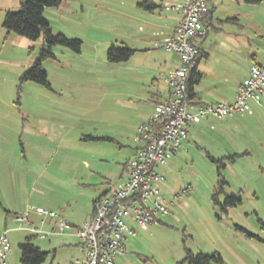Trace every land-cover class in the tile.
<instances>
[{"label": "rangeland", "instance_id": "374dc122", "mask_svg": "<svg viewBox=\"0 0 264 264\" xmlns=\"http://www.w3.org/2000/svg\"><path fill=\"white\" fill-rule=\"evenodd\" d=\"M143 1L61 0L46 8L52 34L80 40L77 52L6 31L4 15L18 11L20 0H0V235L9 242L8 264H20L18 245L34 235L20 230L28 211L25 227L40 231L32 242L48 252L42 264L82 259L76 228L62 232L36 209L80 228L93 200L125 174L137 127L166 92L164 77L180 66L178 55L159 47L173 25L166 17L176 12H150ZM213 3L207 36L195 41L207 54L197 64L198 105L232 101L252 65L264 63V1ZM112 44L136 52L111 63ZM42 50L53 54L41 63L48 86L21 80ZM252 112L190 124L159 169L169 215L144 230L125 218L134 232H125L115 264H179L187 251L219 255L222 264H264V104ZM215 188L223 189L219 205ZM226 197L237 206L222 209Z\"/></svg>", "mask_w": 264, "mask_h": 264}, {"label": "built area", "instance_id": "2783aa9c", "mask_svg": "<svg viewBox=\"0 0 264 264\" xmlns=\"http://www.w3.org/2000/svg\"><path fill=\"white\" fill-rule=\"evenodd\" d=\"M167 9L180 16L173 34L159 43V47L175 53L180 60V66L164 77L171 88V96L156 105L153 115L137 127L134 139L137 147L133 158L125 165L122 181L95 200L91 218L75 229L74 236L81 241L82 252V259L76 260L77 264H115L116 257L125 249V232H134L125 218L130 217L139 229L144 230L169 215V204L159 188L164 182L159 169L180 148L190 124L211 116L251 115L252 105L264 104V63L252 65L230 103L198 105L189 100L187 78L190 69L197 67L199 48L195 41L204 34L203 19L209 12V0H182ZM36 213L56 219L55 224L62 232L70 228L56 212L37 208ZM28 214L29 211L21 218L24 224L21 230L38 235L37 228L25 227ZM48 235L52 233L45 237ZM9 251L6 234H1L0 264H7Z\"/></svg>", "mask_w": 264, "mask_h": 264}, {"label": "trees", "instance_id": "16d2710c", "mask_svg": "<svg viewBox=\"0 0 264 264\" xmlns=\"http://www.w3.org/2000/svg\"><path fill=\"white\" fill-rule=\"evenodd\" d=\"M262 1L264 0H243V2L247 4H258ZM60 3L61 0H20V8L18 11L5 13L2 26L6 29V31L12 32L31 41H36L42 37L49 50L50 48L59 45L72 48L74 51L79 52L81 41L68 39L63 35L52 34L50 24L44 17V10L46 8L59 7ZM142 4L143 7L149 11L158 7L149 1H143ZM209 14L210 12H208L203 19V28L205 29L207 27L205 19L209 16ZM135 52L136 51L133 49L120 48L112 44L108 48L107 59L111 63L122 62L129 59V57H131ZM202 57L206 58L207 54H204L202 50L199 49L197 63H199ZM47 58H53V54L51 51L42 50L40 57L36 59L33 66L29 70L21 75L20 79L48 86L46 74L43 72L41 67L42 61ZM201 79L202 76L197 73V67L190 69L187 78V93L189 100L197 98L195 86L200 83ZM222 191V188H215L213 190L212 199L216 205H219L217 196ZM235 201L236 199L234 197H226L225 203L221 208L225 210V205L235 207L237 206ZM35 237H37V234L28 236L25 238L24 242L18 245L20 250V264H42L45 261L48 252L42 251L32 242ZM179 264H222V259L219 255H195L190 251H187L185 258Z\"/></svg>", "mask_w": 264, "mask_h": 264}, {"label": "crops", "instance_id": "0c3cea01", "mask_svg": "<svg viewBox=\"0 0 264 264\" xmlns=\"http://www.w3.org/2000/svg\"><path fill=\"white\" fill-rule=\"evenodd\" d=\"M146 1H148V0H146ZM180 1H182V0H149V2H152L153 4H155V5H157L158 7L156 8V9H154V10H152L153 12L155 11V10H161V9H163L164 8V6L166 7V6H172V5H174V4H176V3H178V2H180ZM155 2V3H154ZM156 2H161L160 4H158V3H156ZM163 4V5H162ZM215 6H216V3H213V0H209V12H210V14H209V16L208 17H206V19H205V22H206V26H208L209 25V23H210V21H211V19H212V13H213V10L215 9ZM166 9H167V7H166ZM151 12V11H150ZM152 12V13H153ZM166 12H168V13H170V12H172V10L170 11V9H167L166 10ZM173 13V12H172ZM166 20H168V21H172L173 23V25H171V28L169 29V30H167L166 29V31H164V32H162L161 33V36H163L164 38L163 39H165V38H167L168 36H170V35H172L173 34V32H174V30H175V28L177 27V25L179 24V21H180V16L178 15V14H172V15H170V17H166ZM207 29H205L204 28V34H203V36H202V38H204L205 36H207ZM201 38V37H200ZM203 52V51H202ZM204 53V52H203ZM205 54V53H204ZM198 64V63H197ZM254 64H261V63H258V62H256V63H254ZM246 79V78H245ZM166 82V81H165ZM167 83V82H166ZM240 84H242V82L240 83ZM239 84V85H240ZM239 85H238V87H239ZM238 87H237V89H238ZM165 91L166 92H164V93H160L159 94V96L161 97V99H160V101L159 102H155L154 103V108H155V106L156 105H158V104H160V103H163V102H165V101H167L169 98H170V96H171V88H170V86H169V84L167 83V87H166V89H165ZM196 92V91H195ZM236 92H237V90H236ZM197 94V93H196ZM235 98V97H234ZM199 98H198V94H197V98L196 99H194L193 100V102L194 103H196V104H201V103H199ZM234 100V99H233ZM232 100V101H233ZM232 101H228V102H225V103H230V102H232ZM153 112H154V109H153ZM153 112H152V115H153ZM151 115V116H152ZM150 116V117H151ZM149 117V118H150ZM187 131H188V129H187ZM186 139H187V137H186ZM135 150L136 149H134V153H135ZM124 172H125V166H124ZM120 178H124V175L122 174L121 175V177ZM122 179L120 180V181H122ZM107 191H105V192H103V193H101L98 197H100V196H102L103 194H105ZM97 197V198H98ZM96 198V199H97ZM96 199H94L93 200V202L96 200ZM92 202V203H93ZM93 207H94V205H93ZM92 214H93V210H92V213H91V215L88 217V218H86L84 221H83V223H85L87 220H89L90 218H91V216H92ZM63 218V217H62ZM16 219H19V217L17 216L16 217ZM64 219V218H63ZM65 220V219H64ZM66 221V220H65ZM66 222H68V221H66ZM69 223V222H68ZM69 225H70V228L69 229H74V228H79L78 226H75V225H72L71 223H69ZM83 225V224H82ZM69 229H67V230H69ZM21 230V229H20ZM66 231V230H65ZM65 231H63V232H65ZM6 234V233H5ZM6 237H7V235H6ZM9 243V242H8ZM7 264H8V262H7Z\"/></svg>", "mask_w": 264, "mask_h": 264}]
</instances>
